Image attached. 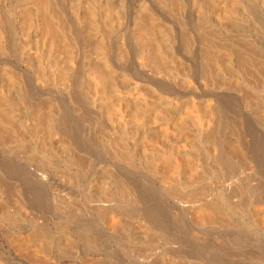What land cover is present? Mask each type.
<instances>
[{
  "label": "bare ground",
  "instance_id": "bare-ground-1",
  "mask_svg": "<svg viewBox=\"0 0 264 264\" xmlns=\"http://www.w3.org/2000/svg\"><path fill=\"white\" fill-rule=\"evenodd\" d=\"M0 153L69 169L115 239L133 209L264 231V0H0Z\"/></svg>",
  "mask_w": 264,
  "mask_h": 264
},
{
  "label": "rangeland",
  "instance_id": "rangeland-1",
  "mask_svg": "<svg viewBox=\"0 0 264 264\" xmlns=\"http://www.w3.org/2000/svg\"><path fill=\"white\" fill-rule=\"evenodd\" d=\"M5 158L4 154L0 153V162L3 161L0 163V264H161L160 262L163 260L167 261V264H264V233H262L264 231L257 230L249 221H244L242 226H235L231 229L218 226L207 228L201 224L197 226L195 219H192L195 224L193 225L191 223L192 220L188 221L182 217L172 221V224L167 213H163L158 218L152 217L151 215L146 217L145 214H141L142 212L133 209L134 215L140 213L138 215L142 217L138 215L132 217L129 214L125 216L127 214L124 215V213L127 211L119 207L125 216L123 218L130 217L128 220L126 219L127 222L129 221L130 226H135H131L132 228L129 227L136 232V236L129 234L128 237L131 235L133 237L130 238H137L129 242L131 239L127 238L128 234H125L126 237L124 238L126 240L124 238L122 239L119 235L120 238H116L118 241H115V237H112V228L110 230H108V226L102 228V222L99 221L96 215L94 216L92 210L93 204H88L86 190L83 185L80 182H76L75 184L70 181L71 184L69 181H64L65 179L61 180L62 176L66 177L63 175L64 173H71L69 169L64 167L66 168L64 171V168H62L63 173L55 169H47L48 171L43 175L46 177L44 178L42 176V180L41 176L39 178V175H37L40 172L39 170L35 174V170L32 169V171L28 168L31 166L36 167L35 164L28 162L30 164L28 166L27 161L19 159L17 162L18 165H12L9 162L7 164ZM30 172L34 173V175ZM58 176L59 180L57 179ZM3 181L9 183H4ZM4 184L5 186H3ZM13 194L20 196L17 197ZM6 195L9 196L6 197ZM142 205L145 206L144 204ZM226 205L228 206V204ZM5 217L6 219H3ZM182 219L187 221V223ZM157 221H159L158 224ZM161 223L162 226L160 225ZM174 223L176 226H174ZM140 224L143 225L141 226ZM178 224L179 226H177ZM187 224H192L193 227ZM139 225L141 226L140 229ZM256 231L258 232L256 233ZM10 234L12 236L16 235L18 239L20 238V242L17 241V243L19 242L17 244L19 253L16 249H12L9 246V242L12 240ZM16 236L13 239L18 240ZM23 243L24 245L28 243L26 245H29V247L24 246ZM35 243H38L40 246L43 243H49L51 245L50 253L48 251L44 254L41 251L30 249V247L33 248L32 246ZM136 244H143V247L142 245L137 247ZM57 246H62L58 248V250L61 248L62 250L57 252ZM150 246L153 247L152 250L154 251L151 250ZM139 247L142 250H147L144 253H149L147 257L145 255H143L145 258L143 256L142 258L135 256L137 254H134L133 251ZM145 247H148L150 251L148 252L149 249ZM28 248L30 250H27ZM150 252L153 254L152 256Z\"/></svg>",
  "mask_w": 264,
  "mask_h": 264
}]
</instances>
